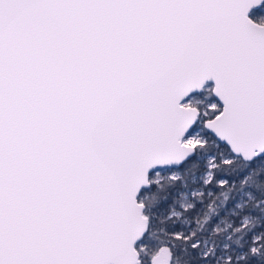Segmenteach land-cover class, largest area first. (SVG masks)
I'll return each instance as SVG.
<instances>
[{"label": "snow or ice", "instance_id": "snow-or-ice-1", "mask_svg": "<svg viewBox=\"0 0 264 264\" xmlns=\"http://www.w3.org/2000/svg\"><path fill=\"white\" fill-rule=\"evenodd\" d=\"M0 264H264V0H0Z\"/></svg>", "mask_w": 264, "mask_h": 264}]
</instances>
